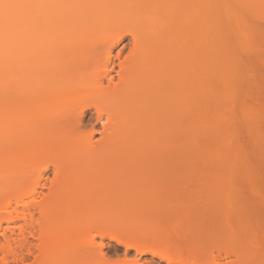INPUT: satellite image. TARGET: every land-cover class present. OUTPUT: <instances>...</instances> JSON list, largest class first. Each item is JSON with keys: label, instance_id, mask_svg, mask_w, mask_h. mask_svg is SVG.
Here are the masks:
<instances>
[{"label": "rangeland", "instance_id": "374dc122", "mask_svg": "<svg viewBox=\"0 0 264 264\" xmlns=\"http://www.w3.org/2000/svg\"><path fill=\"white\" fill-rule=\"evenodd\" d=\"M27 1H32L31 14L37 18L31 20L32 26L39 30L31 53L25 55V39L15 25L23 17L18 20V16L24 15L17 3L22 2L15 1L11 9L10 0L5 1L11 15L7 12L9 19L0 24V259L5 257L8 264H168L178 252L189 264H264V47L239 49V61L250 57L248 64L254 68L230 87L229 96L219 100L218 121L201 132L202 154L187 158L197 163L185 167L183 214L157 215L150 202L138 200L139 192L134 193L124 180L129 173L125 171L140 174L148 166L140 160L128 162L126 152L98 153L108 135L107 117L100 118L81 99L35 102V97L48 95L53 79L58 55L53 29L57 0ZM11 17L18 21L14 24ZM252 23L264 26L260 19ZM69 34L60 57L64 68H70L68 76L75 78L82 63L76 61L74 47L81 39L76 32ZM121 34L108 31L88 39L87 80L96 82L106 67L107 71L114 68L116 77L121 62L117 52H123L120 58L124 59L130 50L129 37L112 49ZM261 38L264 41V32ZM252 69L259 71L253 73L256 80H252ZM56 135L54 151L71 154L61 156L65 169L58 177L56 156L39 155L36 145L40 138ZM90 139L92 152L73 153ZM52 186L59 194L47 214L36 212L26 227L21 220L17 226L7 222V210L14 218L21 201L40 205L50 197ZM92 220L131 224L138 232L150 233L153 228L163 242L136 249L120 228L101 234L90 229ZM100 246L102 253H98ZM147 251L156 254L144 255Z\"/></svg>", "mask_w": 264, "mask_h": 264}, {"label": "bare ground", "instance_id": "6f19581e", "mask_svg": "<svg viewBox=\"0 0 264 264\" xmlns=\"http://www.w3.org/2000/svg\"><path fill=\"white\" fill-rule=\"evenodd\" d=\"M5 1L9 2L0 0V5H3L0 6V24L9 19L6 17H9L15 1L22 2H17L24 7L21 8L24 15L18 16V20L23 16L21 20L26 21H18L16 17H11V20L23 24L21 28L17 21L13 22H17L15 25L23 33L19 31L24 36L27 55L39 35V30L31 23L32 19H37L31 14L32 1L14 0L13 4L10 0L11 9ZM55 9L53 29L58 55L53 79L51 88H47L48 95L35 97V102L81 99L94 108L100 118L107 117L109 124L105 132L108 135L98 153L121 151L130 154L128 162L143 161L148 166L144 173L125 171L129 172L124 177L128 187L134 193L139 192L138 200L150 202L153 214L169 215L172 211L183 214L185 167L187 163L190 167L197 163L195 160L187 162V158L202 154L201 132L204 127L214 126L218 121L219 100L229 96L230 87L254 68L248 64L250 57L244 62L239 61V49L250 45L259 49L264 47L261 38L264 26L252 23L254 18L264 22V0H57ZM71 31L81 39L74 47L76 61L82 63L75 78L68 76L70 68H64L60 57L62 45ZM108 31L122 33L112 49H116L124 37H129L130 50L124 59L120 58L123 52H117L116 59L121 62L117 64L116 77L112 76L114 68L107 71L106 67L100 79L91 82L86 78L88 70L84 69L90 59L85 44L91 36ZM2 33L0 27V36ZM112 64L109 53L107 65L111 67ZM253 73L257 75L259 71L253 70ZM254 74L252 80L257 79ZM44 80L42 85L46 82ZM28 100L31 98L27 97ZM57 137H42L35 143L39 147V155L56 156V177L65 169L61 156H71L54 151L53 141ZM92 148L90 139L83 141L73 153L86 155L92 152ZM58 194L59 191L52 186L50 197L40 205L21 201L20 208L17 206L14 210V218L13 215L10 217L12 211L7 210V222L17 226V220H21L26 227L36 212L48 213L53 197ZM227 202L231 199L228 198ZM92 221L90 229L101 234L120 228L121 235L128 238L136 249H147L154 243L163 242L153 228L146 233L136 231L131 224ZM82 225L87 226L83 222ZM98 253H102V246ZM146 254L153 256L156 253L147 251ZM14 262L23 263V259H15ZM167 263L189 264L178 252ZM0 264H8V260L3 257Z\"/></svg>", "mask_w": 264, "mask_h": 264}]
</instances>
